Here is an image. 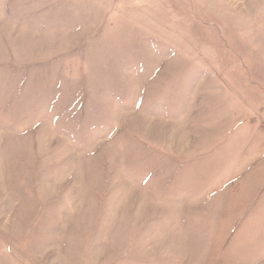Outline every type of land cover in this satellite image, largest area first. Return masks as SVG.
Returning a JSON list of instances; mask_svg holds the SVG:
<instances>
[{
  "label": "rangeland",
  "instance_id": "rangeland-1",
  "mask_svg": "<svg viewBox=\"0 0 264 264\" xmlns=\"http://www.w3.org/2000/svg\"><path fill=\"white\" fill-rule=\"evenodd\" d=\"M0 264H264V0H0Z\"/></svg>",
  "mask_w": 264,
  "mask_h": 264
}]
</instances>
